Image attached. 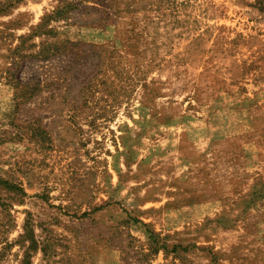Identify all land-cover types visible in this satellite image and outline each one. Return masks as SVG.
Masks as SVG:
<instances>
[{
	"label": "rangeland",
	"instance_id": "1",
	"mask_svg": "<svg viewBox=\"0 0 264 264\" xmlns=\"http://www.w3.org/2000/svg\"><path fill=\"white\" fill-rule=\"evenodd\" d=\"M0 264H264V0H0Z\"/></svg>",
	"mask_w": 264,
	"mask_h": 264
}]
</instances>
